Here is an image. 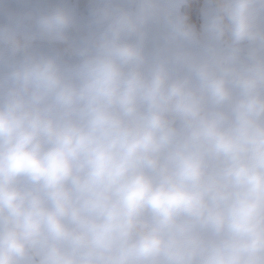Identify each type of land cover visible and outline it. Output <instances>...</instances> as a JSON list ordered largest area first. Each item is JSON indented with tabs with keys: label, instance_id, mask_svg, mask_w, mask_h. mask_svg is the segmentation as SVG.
<instances>
[{
	"label": "clouds",
	"instance_id": "clouds-1",
	"mask_svg": "<svg viewBox=\"0 0 264 264\" xmlns=\"http://www.w3.org/2000/svg\"><path fill=\"white\" fill-rule=\"evenodd\" d=\"M0 264H264V0H0Z\"/></svg>",
	"mask_w": 264,
	"mask_h": 264
}]
</instances>
